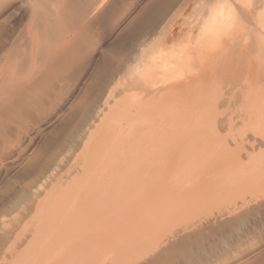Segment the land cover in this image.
Masks as SVG:
<instances>
[{
    "label": "bare ground",
    "instance_id": "obj_1",
    "mask_svg": "<svg viewBox=\"0 0 264 264\" xmlns=\"http://www.w3.org/2000/svg\"><path fill=\"white\" fill-rule=\"evenodd\" d=\"M98 1L101 0H85L84 5L93 9ZM183 1L179 7L182 14L178 13L177 17L181 19L171 20L168 28L160 32L157 42L154 41L157 51L138 57L128 84L116 78L117 85L140 86L142 90L135 98L138 103L158 101L156 105L143 104V111L132 112L130 105L133 108L137 103L133 104L130 96L128 99L126 96L128 105L124 107L126 105L127 109L123 108L117 117L128 120L125 126H116L123 121L116 120L115 125L113 118L112 124L107 122L108 126L94 123L87 128V123L81 156L71 149L77 158L64 172L65 168L59 171L53 168L54 160L59 161L55 165H60L62 153L55 155L57 148L52 157L48 155L29 167L20 186L3 195L2 202L13 204L20 216L11 221L0 220L1 230L6 231L5 237H0V247L12 251L17 243L26 240L27 247L20 259L23 264H95L101 259L111 264L113 260L126 259L127 264H135L146 255L137 253L141 243H146L142 242V235L140 238L137 235L144 227L147 231L149 222L161 233L162 225L157 226L159 229L154 227L159 221L170 224L169 221H180V216L198 220L201 216L198 208H206L210 202L207 198L215 193L218 199L220 195V199L233 200L234 207L239 206L238 198H241L240 203L247 204V194L264 195V44L253 38L254 33H258L257 26L264 32V0ZM84 5L80 7L82 13L86 10ZM259 9L261 12L257 13ZM8 64L0 67V117L1 114L4 117V109L16 96L15 93L13 97L4 96L2 91L7 92L5 86L15 77L14 73H9L11 64ZM210 74L208 80L215 78L216 81L214 85L211 81L212 86L210 82L204 83ZM196 82L202 83V87ZM195 83L199 89H193ZM220 109L225 111L223 118L219 117ZM205 130L213 133L203 137L200 132ZM64 132L67 136L66 130ZM7 142L16 148L14 143ZM77 148L79 150V146ZM90 151L91 158H86L84 153ZM12 161L5 155L1 158L2 164ZM55 182L57 189L53 187ZM45 190L50 198L40 200ZM156 195L163 200L161 205H158L161 201L155 202ZM186 206L197 211H185ZM154 207H158L155 213ZM147 214L156 217L151 221V217L145 218L149 221L147 227H141V220ZM25 221L27 225L21 227ZM17 229L21 231L16 235ZM12 234L13 243L8 238ZM151 242L155 243V239ZM100 252L101 257L96 256Z\"/></svg>",
    "mask_w": 264,
    "mask_h": 264
},
{
    "label": "rangeland",
    "instance_id": "obj_2",
    "mask_svg": "<svg viewBox=\"0 0 264 264\" xmlns=\"http://www.w3.org/2000/svg\"><path fill=\"white\" fill-rule=\"evenodd\" d=\"M101 1H98L101 4L98 5L97 3L98 6L96 5V7L98 9L94 12L92 10L96 7L94 6L93 9L88 7L89 5L85 7V0H0V67L8 62L11 64H8L11 66L9 73L15 74V77L8 74L10 77H13V81H9L8 85L5 86L7 92H4L5 90L2 91L4 96L9 94V97H13L14 93L17 96L13 97L14 104L13 102L12 104L9 103L6 106L7 110L4 109V117L2 114L0 117L1 221L15 220L17 219V215L18 217L20 216V212L17 211V214L16 210L13 209V204L9 202H5V204L2 200L7 193L11 192L15 187L20 186L22 181H25L26 176L24 175H27L33 164L35 165L38 161L40 162L42 159L48 158V155L52 157L54 151L59 148L55 151V155L62 153L63 158L61 155L59 158L60 163H58L61 166L55 165L59 161L54 160V167H52L58 171L65 168L62 171L64 172L66 167L72 161L74 162V158H77L76 155H80V149H83L87 123L89 124L87 128L90 125L94 126V123H98V126H108L107 122L109 123L110 121L109 125L112 124L113 118L115 125L117 124L116 120L118 122L123 121L122 125L118 123L119 125L117 124L116 126H125L128 120L120 117V119H117V117L120 116V113L124 109H127L126 105L124 107V104L128 105L127 99L129 96V100L134 101V103L132 102L133 104L137 103L135 107L133 105V108L130 105L132 103H129L131 109L129 106L128 109H133L132 112H138L141 109L143 111V104L149 107L150 105L148 104L152 103H138L135 98H138L137 95L142 90L140 86L117 85L116 78L117 80L120 78L121 82L124 81L128 84L130 73L135 67L137 59L144 53L152 55V53L157 51L154 46L159 39L160 32L162 33L163 29H167L171 22L182 14L179 11V7H181L184 1ZM81 5H84L86 9L83 12L85 18L83 17V13L80 12ZM90 10L92 11L91 14ZM259 11L261 12V9L256 12L259 13ZM179 19H181V16L177 20ZM257 29L258 33L255 32L253 38L255 40L258 39L257 42H263L264 44L262 27L260 28L259 26L258 28L257 26ZM260 29L262 30L261 32ZM167 49H170V47ZM167 49L166 51H170ZM7 59L9 60L6 61ZM12 68L14 71H12ZM211 75H208L207 79H204L205 82H202H210L209 84L212 86L215 78L209 81L208 79L211 78ZM16 81L18 84H21H16ZM196 83L192 84L195 86L193 89L202 87V83H197L199 88L196 86ZM11 84L13 85L12 88ZM15 86L17 87L15 88ZM205 86L209 87L206 84ZM106 97L107 99H105ZM132 97H134L133 100ZM156 102L158 101H154L151 106H155ZM13 107L14 110L12 109ZM116 110L119 113H116ZM218 111L220 115L216 113L215 116L217 118L222 116L221 118H223L225 111L223 109ZM114 113H116L115 116ZM107 117L108 119L105 122ZM75 120H77V124ZM85 120L88 121H86V124ZM70 128L78 136L75 132L73 134ZM65 130L66 133L71 130L72 134L70 132L66 136ZM210 132L213 133L211 130H205L200 133L203 137H207L211 134ZM200 133L197 134L199 135ZM223 134L225 135L226 133L224 132ZM62 136L65 137L63 138ZM73 136H75V139H73ZM2 140L10 148L6 146V149ZM7 140L10 143H14L16 148L11 147ZM55 142L57 143L55 144ZM76 146H79V150L78 148L76 149ZM2 148H5V151ZM73 148L77 154L74 151L72 152ZM8 149L12 150L8 151ZM69 153L70 155H68ZM89 153L90 155L88 156ZM89 153H84V156L87 155L86 158H91L92 152L90 151ZM51 154L53 155L50 156ZM4 155L12 158L13 161L2 164L1 158ZM67 157L69 160L66 159ZM32 160H34L33 163ZM29 161L31 162L28 163ZM67 161L69 164H67ZM251 170L253 169L251 168ZM56 182L53 186L54 188ZM13 186L14 188H12ZM50 187L53 190V187ZM48 188L46 189L47 191L50 190ZM46 190L41 194L40 200H48L50 198ZM256 195L258 197L254 196V194L252 196L247 194L245 197L248 200L247 204L240 203L241 198L236 199V204L239 206H235V209L232 203L233 200L228 199L231 201L229 202L225 198V201V199H220V195L218 199L215 193V197L211 195L207 198L210 202L208 200L209 204L206 208H198V215L201 216L198 220L196 219L197 221L186 219L187 216H180L181 222L177 219L176 222L175 220L173 221L175 223L169 221V223L171 222L170 224L166 223L165 220H162L164 224L161 221L158 222L160 224L156 223L157 225L154 227L162 225L159 227L164 230V233L161 229L159 230L161 233L155 231L156 228L152 227L153 223L149 222L153 216L147 214L141 220V227L145 225L147 227L148 222L151 227L148 225L147 231L144 227L139 230L140 234L137 233V236L140 235L139 238L142 235V242L146 241V243L143 242L145 245L141 243L137 253L139 251L140 255H146L135 264H220L224 261L223 264H264V195L261 196L257 193ZM223 196L225 197L224 194ZM154 199L155 202L161 201L159 196ZM162 201L158 205H161ZM186 207H184L185 211H197V209H188L189 206ZM155 210L157 212L158 207H154L152 211L155 213ZM153 212L149 213L153 215ZM149 217H151L150 220ZM29 220H26L27 223H30ZM26 221L23 222L21 227L27 225ZM143 221H145L144 224ZM149 228L154 231V234ZM143 229L145 231L142 233ZM3 230L0 228V237L4 238L5 234L3 235V233L6 231ZM148 230L149 233L146 234ZM20 231L17 229L15 234L17 235V232ZM13 234L8 237L9 242L12 243L15 237V234ZM156 235L159 239H157L158 237H154ZM10 237L12 238L10 239ZM151 239L153 241L155 239L156 244L151 242ZM22 241L21 243H17L16 246L14 245L15 247L14 249L12 248V251L11 249L7 251L3 249L4 247H0V252H2L0 258H5L4 261L0 259V264H23V260L20 259L26 250L27 243H25L26 240ZM155 245L158 246L156 247ZM142 246L145 247L142 248ZM5 247H8V242ZM146 247L147 249H145ZM5 250L7 253H5ZM97 255L101 257V252L96 253ZM131 257H133L132 254ZM125 260H113L112 264H124ZM97 261L98 259L96 258ZM110 262L105 263L101 259V261L99 260L95 264H111Z\"/></svg>",
    "mask_w": 264,
    "mask_h": 264
}]
</instances>
